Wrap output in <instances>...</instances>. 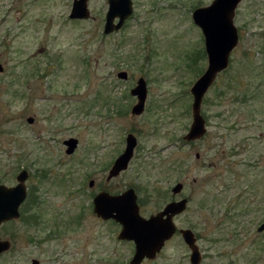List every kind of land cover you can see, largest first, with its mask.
<instances>
[{
	"label": "rangeland",
	"instance_id": "374dc122",
	"mask_svg": "<svg viewBox=\"0 0 264 264\" xmlns=\"http://www.w3.org/2000/svg\"><path fill=\"white\" fill-rule=\"evenodd\" d=\"M72 1L0 0V182L15 184L25 169L43 208L38 225L0 226L9 242L0 264H130L134 244L118 238L117 222L95 214L93 196L133 187L147 216L176 183L186 209L141 264H190L179 232L187 227L197 234L199 264H264V232L256 230L264 218V0L235 8L237 45L203 95L207 131L193 142L182 139L192 122L190 87L207 56L191 12L211 0H132L122 28L108 34L107 0H87L82 19L68 18ZM139 77L147 94L136 115L130 89ZM128 133L133 156L108 179ZM69 137L78 140L72 153ZM230 220L242 230L238 243L228 241Z\"/></svg>",
	"mask_w": 264,
	"mask_h": 264
},
{
	"label": "water",
	"instance_id": "95a60500",
	"mask_svg": "<svg viewBox=\"0 0 264 264\" xmlns=\"http://www.w3.org/2000/svg\"><path fill=\"white\" fill-rule=\"evenodd\" d=\"M241 0H211L209 5L199 6L193 9L192 20L203 34V45L205 55H207L206 69L192 83L190 93L192 97L191 124L184 134L183 138L187 141L201 138L207 131L205 122L201 114V103L203 95L216 78V74L228 66L230 52L237 45L238 33L233 17L235 8ZM87 0H73L68 17L87 18L89 10ZM108 9L105 12V21L103 24V33L108 34L121 28L125 19L132 11V0H107ZM115 19H117L115 21ZM3 66L0 64V71ZM117 75L120 78H126L125 71H119ZM132 95L136 96V103L131 107V112L138 115L144 108L147 94L146 81L138 78L136 86L130 89ZM33 118L28 117L27 121L32 122ZM77 138L69 137L64 141L66 152H74L77 144ZM126 147L113 161L108 172V179L117 175L120 170L126 169L133 150L136 146V137L129 133L125 140ZM27 172L22 169L17 174V184L7 187L0 184V223L18 217V206L25 196L24 181ZM92 184V181L89 182ZM183 185L176 183L172 188L175 194L181 190ZM93 209L95 214L102 219H113L120 224L118 238L130 240L134 243V253L130 258V264H141L144 259H152L160 251L175 232L176 227L173 216L183 212L186 209L187 198L170 201L165 204L161 211L142 217L139 213L137 198L134 188L129 187L120 194H109L106 191H100L93 198ZM264 229V219L258 227L259 231ZM186 246L191 250L189 259L192 264H199L201 252L196 244V238L190 228H181L179 230ZM9 242L0 241V253L7 250ZM38 260L33 259L29 264H38Z\"/></svg>",
	"mask_w": 264,
	"mask_h": 264
},
{
	"label": "flooded vegetation",
	"instance_id": "af4514ba",
	"mask_svg": "<svg viewBox=\"0 0 264 264\" xmlns=\"http://www.w3.org/2000/svg\"><path fill=\"white\" fill-rule=\"evenodd\" d=\"M117 19H115V21H116ZM123 26V25H122ZM122 28V27H121ZM119 30V29H118ZM117 31V30H116ZM32 122H33V120H32ZM31 123V122H30ZM206 133V132H205ZM205 133H204V135H205ZM129 134V133H128ZM127 134V135H128ZM204 135L202 136V137H204ZM183 136H184V134H183ZM201 137V138H202ZM201 138H198V139H201ZM126 139V138H125ZM182 139H184L183 137H182ZM198 139H194V140H198ZM186 142H191V141H187L186 139H184ZM193 140V141H194ZM192 141V142H193ZM77 143H78V141H77ZM137 145V144H136ZM76 146H77V144H76ZM77 148V147H76ZM75 148V149H76ZM135 148V147H134ZM134 151V150H133ZM196 157L198 158L199 157V153H196ZM21 171V170H20ZM19 171V172H20ZM18 172V173H19ZM27 172V171H26ZM17 173V174H18ZM17 174H16V176H15V180H16V182H15V184H17V179H16V177H17ZM27 178H28V172H27V177H26V179H25V181L27 180ZM0 184H3V185H5V186H7V187H11V186H14L15 184H11V185H6L5 183H2V182H0ZM25 184V190H26V193H25V196H24V198L22 199V201H21V203L19 204V206H18V217H16V218H14V219H10V220H7V221H2L1 223H0V226H2V224H4V223H6V222H11V221H20V222H22L25 226H29V227H32L33 225H38L39 223H40V213L43 211V208L42 207H39V205L41 204V200H40V198H39V196H38V194L36 193V192H34L33 190L30 192V187H28V185L26 184V183H24ZM182 188H181V190L179 191V192H176L175 194H173L172 193V191H171V198L168 200V201H166L165 202V204H167L168 202H170V201H175V200H179V199H182V198H187V202L189 201V198H188V196H181V192H182ZM102 191V190H101ZM99 193V192H98ZM95 196V195H94ZM93 196V197H94ZM136 198H137V205H138V208H139V213H140V215L142 216V217H144L142 214H141V212H140V205H141V203H140V201L138 200V197L136 196ZM235 203H234V206L235 205H237L238 204V201H234ZM165 204L162 206V208L161 209H159V210H157L156 212H158V211H161L163 208H164V206H165ZM233 206V207H234ZM231 208H232V206H230L229 208H227V210H226V214L228 215L227 216V218L228 219H231L232 217H235L233 214H230L231 213ZM155 212V213H156ZM151 215V214H150ZM235 215H239V214H235ZM147 216H149V215H147ZM264 219V218H263ZM262 219V220H263ZM105 220H113V219H105ZM115 221V220H114ZM116 222V221H115ZM237 222L238 221H232V220H230V222H228V224H230V223H232L233 225H234V227H231V226H233L232 224H231V226L230 227H228L227 228V230H228V232H227V234H228V236H229V238H228V241H232V242H239V241H241V238H240V235H241V233H242V230L241 231H239L238 229H236V225H237ZM261 223H262V221L259 223V225L257 226V228H256V230H257V235H261L263 232H264V229H262V231H259L258 230V227L261 225ZM192 230V229H191ZM193 231V230H192ZM193 234H194V237L196 238V242H197V234L195 233V232H193ZM181 235V234H180ZM182 238V237H181ZM246 238V237H245ZM30 239V241L31 242H36V243H38V242H41L43 239H44V237H42V239H35V238H32V237H30L29 238ZM183 239V238H182ZM0 241H4V239H2V238H0ZM132 243H133V241H131ZM210 242H212V243H216L217 242V240H215V238H212L211 240H210ZM185 243V242H184ZM134 244V243H133ZM236 244V243H235ZM240 244V243H239ZM186 245V244H185ZM188 248V247H187ZM189 249V248H188ZM199 250H200V252H201V249L199 248ZM4 252V251H3ZM3 252H1V253H3ZM190 252H191V250H190ZM0 253V254H1ZM213 256H215L218 252L217 251H214V249H213ZM190 254V253H189ZM201 254H203L202 252H201ZM33 259H36V258H31L30 259V261L28 262V263H26V264H29L30 262H31V260H33ZM188 259H189V255H188ZM37 260V259H36ZM39 262V261H38ZM189 262H190V259H189ZM39 264V263H38ZM190 264H192L191 262H190Z\"/></svg>",
	"mask_w": 264,
	"mask_h": 264
},
{
	"label": "trees",
	"instance_id": "16d2710c",
	"mask_svg": "<svg viewBox=\"0 0 264 264\" xmlns=\"http://www.w3.org/2000/svg\"><path fill=\"white\" fill-rule=\"evenodd\" d=\"M199 54H200V52H199ZM202 55H203V52H202Z\"/></svg>",
	"mask_w": 264,
	"mask_h": 264
}]
</instances>
